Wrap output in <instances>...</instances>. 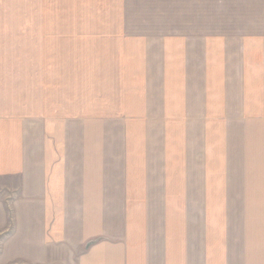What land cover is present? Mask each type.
Segmentation results:
<instances>
[{"label": "crops", "instance_id": "1", "mask_svg": "<svg viewBox=\"0 0 264 264\" xmlns=\"http://www.w3.org/2000/svg\"><path fill=\"white\" fill-rule=\"evenodd\" d=\"M263 56L264 0H0V264H264Z\"/></svg>", "mask_w": 264, "mask_h": 264}, {"label": "rangeland", "instance_id": "2", "mask_svg": "<svg viewBox=\"0 0 264 264\" xmlns=\"http://www.w3.org/2000/svg\"><path fill=\"white\" fill-rule=\"evenodd\" d=\"M230 52H235V55H234V58H236V61L238 62V64L232 69V70H234L233 72H235L236 73V76H237V74L239 75L240 74V76H238V78L236 77V76H234L233 75V73H232V75H233V83L232 82H230V84H229V88H233V86H234V83H235V85L237 84V80H238V84L240 85V83H241V68H240V65L242 64L241 62H242V60H241V57L242 56H244V51H237V50H233V51H230ZM246 56V55H245ZM244 56V57H245ZM248 58H249V56H248ZM263 58H264V56H263ZM243 59V58H242ZM249 61H251V59L249 58V59H247L246 60V62H249ZM244 63V62H243ZM262 63V60L260 61V64ZM52 65H55V63L54 64H52ZM51 66V65H50ZM54 67V69L52 70V72L55 70V66H53ZM230 70V69H229ZM223 77V76H222ZM263 85V84H262ZM261 85V83H258V87L259 86H262ZM229 115H231V117H232V124H231V127H233V126H235V128L234 129H231L230 130V128L229 129H226V133H228V135L229 136H227V140L228 139H230L229 141H228V146L229 145H231V144H233V142H232V140H234L236 143L238 142V139L240 138V137H242L244 134H247V132H249L248 131V129H247V126H246V123H247V121H248V118H245L243 121H242V119L237 115V114H235L234 113V110H233V108H231V113L229 114ZM228 122H230L231 123V121H228ZM216 147V146H215ZM235 147L236 148H238V146L236 145V146H234V149H235ZM233 148V145L230 147V148H227V149H229V150H231ZM226 149V153L227 152H230L229 150H227ZM194 153L195 154H197L198 153V150L197 149H194ZM192 157V156H191ZM191 157L189 158V160H190V164H191ZM241 159H242V156L240 157V161H241ZM230 163H232L229 167H227L226 166V162L224 161V165H225V168L226 169H228V170H230V169H236L237 167H234L233 166V164H235V166H236V163L238 164L240 161L238 160V157H234V161H233V158H231L230 160ZM238 161V162H237ZM241 165H242V163H240ZM9 234V233H8ZM7 236V235H6ZM3 236L2 235H0V251H1V249H2V246L4 245V242H5V239L3 240V238H2Z\"/></svg>", "mask_w": 264, "mask_h": 264}]
</instances>
